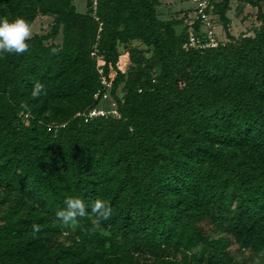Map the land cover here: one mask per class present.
<instances>
[{"label":"trees","instance_id":"16d2710c","mask_svg":"<svg viewBox=\"0 0 264 264\" xmlns=\"http://www.w3.org/2000/svg\"><path fill=\"white\" fill-rule=\"evenodd\" d=\"M75 1L0 0V19L52 17L0 55V264H264V0H236L262 23L238 38L211 0L226 40L206 50L160 0ZM108 92L119 116L89 118ZM69 197L89 214L64 226Z\"/></svg>","mask_w":264,"mask_h":264},{"label":"rangeland","instance_id":"374dc122","mask_svg":"<svg viewBox=\"0 0 264 264\" xmlns=\"http://www.w3.org/2000/svg\"><path fill=\"white\" fill-rule=\"evenodd\" d=\"M161 4L158 7V12L162 20H171V19H181L184 16L188 15L189 19H194L196 17V8L197 2L195 0H160ZM88 0H76L75 6L79 13L86 14L88 11L87 7ZM263 13H264V4H263ZM228 17L231 19V33L236 38L240 37L242 34L248 32L249 35L253 36L254 32L253 27H260L261 21L258 20V10L250 5L238 3L236 0L232 1V9L228 13ZM52 25V17L40 16L35 24L32 26V33L36 34H47ZM215 33L222 40H226V34L224 26L217 19ZM60 42V41H58ZM137 45V44H136ZM122 53L121 56V69L123 71H128L129 69V56L127 51L123 46L120 47ZM100 109L106 111L112 110V97L108 92L106 93L98 106ZM238 260L243 261H253V257L249 252H243L238 255ZM253 259V260H252Z\"/></svg>","mask_w":264,"mask_h":264},{"label":"clouds","instance_id":"9594fccd","mask_svg":"<svg viewBox=\"0 0 264 264\" xmlns=\"http://www.w3.org/2000/svg\"><path fill=\"white\" fill-rule=\"evenodd\" d=\"M32 26L28 20L23 17H17L9 20L7 17L0 19V55L16 54L22 55L29 51V40L32 38ZM55 54V50H54ZM45 86L37 81L32 90L33 97H39L44 92ZM46 94V92L44 93ZM65 207L56 212L57 218L64 226H72L78 223V219L88 215V205L79 197H69L64 201ZM91 213L97 218V226L99 221L108 220L111 216V206L104 200L96 199L91 204ZM34 233H39L41 227L39 224H33ZM264 256V253L260 254ZM254 264H261L258 257Z\"/></svg>","mask_w":264,"mask_h":264},{"label":"built area","instance_id":"2783aa9c","mask_svg":"<svg viewBox=\"0 0 264 264\" xmlns=\"http://www.w3.org/2000/svg\"><path fill=\"white\" fill-rule=\"evenodd\" d=\"M197 2L196 8V17L194 19H188V32H189V42L184 45V49L189 50L191 48L199 49V50H206L210 48H217L220 44V41L215 33L216 27V19L212 14L211 10L213 6L211 5V0H195ZM97 0H94V6H97ZM196 22H200L202 24V30L200 32H196L194 26ZM101 31V29H100ZM93 56H97L99 60L101 57L97 55V51L92 53ZM103 71L100 70V74ZM102 84L107 87V89H111V84L105 79H102ZM112 110L105 111L101 110H94L90 113L89 118L92 117H106L109 115L119 116V112L117 110L116 104L113 103Z\"/></svg>","mask_w":264,"mask_h":264}]
</instances>
